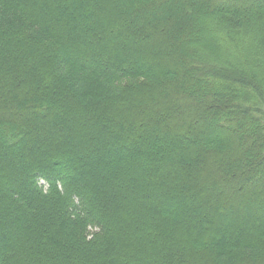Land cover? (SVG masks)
<instances>
[{
	"label": "trees",
	"instance_id": "1",
	"mask_svg": "<svg viewBox=\"0 0 264 264\" xmlns=\"http://www.w3.org/2000/svg\"><path fill=\"white\" fill-rule=\"evenodd\" d=\"M0 264H264V0H0Z\"/></svg>",
	"mask_w": 264,
	"mask_h": 264
},
{
	"label": "rangeland",
	"instance_id": "2",
	"mask_svg": "<svg viewBox=\"0 0 264 264\" xmlns=\"http://www.w3.org/2000/svg\"><path fill=\"white\" fill-rule=\"evenodd\" d=\"M173 5H174V9H173V11L175 12V11H177L178 12V9L180 8V5H178L177 6V3L174 1V3H173ZM177 9V10H176ZM141 16V15H140ZM262 173L261 174H263V171H261ZM260 174V175H261ZM262 176V175H261ZM261 176H259V174H257V176H254L252 179H251V182H252V184L253 183H255L256 184V182H257V180H258V177H261Z\"/></svg>",
	"mask_w": 264,
	"mask_h": 264
}]
</instances>
